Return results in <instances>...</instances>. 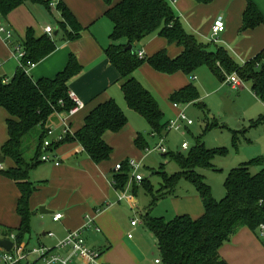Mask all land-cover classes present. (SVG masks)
Wrapping results in <instances>:
<instances>
[{"label": "trees", "instance_id": "trees-1", "mask_svg": "<svg viewBox=\"0 0 264 264\" xmlns=\"http://www.w3.org/2000/svg\"><path fill=\"white\" fill-rule=\"evenodd\" d=\"M103 1L108 6L105 14L112 23L110 44L104 54L120 76V87L127 106L147 122L152 133L160 134L165 130L166 123L157 101L132 75L144 63L160 73L182 72L187 76L193 75L203 65L210 67L215 74H220L219 64L226 71L235 72L242 81L249 83L251 91L264 100V50L243 65H238L223 47L217 46L215 51H210L207 45L188 33L167 0H117L115 3L114 0ZM195 1L209 4L212 0ZM26 2L39 3L50 8L49 0H0V18H6L11 11ZM55 9L59 14L57 28L61 38L77 39L82 26L73 13L62 0L57 1ZM260 25H264V17L248 1L242 14L240 31ZM154 32L168 43L179 45L181 52L172 58L161 49L149 57L139 58L136 44ZM128 45L132 46V50H124ZM56 46L57 40L53 34L36 36L32 28H27L18 44L24 53L21 63L35 64L51 54ZM80 69L81 65L71 53L65 68L51 79L33 80L21 67L6 82L0 76V108L7 114L5 123L8 136L0 148V155L14 164L13 167L0 170V173L12 179L20 191L16 204L19 226L14 229L0 227V235L13 232L18 242H23L30 233L32 211L29 200L35 186L28 179V170L39 163L43 140L49 131L46 126L49 117L67 113L74 107L75 103L68 95L67 83ZM198 100L199 94L191 82L175 90L169 97L172 103H192L203 109V103ZM127 120L124 111L110 98L90 110L77 131L68 132L61 139L45 146V151H51L53 147L63 143L77 142L94 163L106 161L112 148L103 139L104 133L120 131ZM261 121H251V124L257 125ZM207 129L208 126L205 130ZM28 137L34 139L36 147L33 155L27 159L24 152L30 147L25 143ZM232 139L235 144V133ZM134 144L142 151L148 147L141 134L136 136ZM223 154L224 148L208 149L197 139L190 149L164 153L179 169L170 175L162 171L160 188L154 190L148 183L149 180L143 182L150 202L140 217L156 238L162 264H228L219 255L220 247L241 228L246 227L255 232L264 221L263 159L253 158L231 168L223 182L225 194L216 200L204 176L197 169L213 168L214 157ZM120 163L121 168L115 170L112 179L114 188L123 190L129 180V171L132 170L125 160ZM256 165L261 167L257 172L251 173L250 167ZM179 179H184L193 186L202 202L203 213L197 218L181 214L169 220L152 216L151 208L158 200L174 193ZM142 181L143 179L140 182Z\"/></svg>", "mask_w": 264, "mask_h": 264}, {"label": "crops", "instance_id": "crops-1", "mask_svg": "<svg viewBox=\"0 0 264 264\" xmlns=\"http://www.w3.org/2000/svg\"><path fill=\"white\" fill-rule=\"evenodd\" d=\"M62 1L82 26L80 36L72 40L59 39L60 33L57 28L59 14L56 9L26 2L1 19L6 29H11L13 33L10 41L0 33V76L10 79L20 68L15 48L23 39L27 28H32L36 36H41L45 34V26L53 25L52 34L56 36V49L30 67L28 74L33 80L51 79L65 68L69 54H74L81 69L68 81V91L83 103V107L72 114L50 116L46 126L47 129H51V133L45 136L43 142L48 141L43 145L48 146L57 141L64 125L70 133L77 131L83 125L89 111L110 98L120 106L128 120L120 131L104 133L103 139L112 148L111 155L106 161L94 163L77 142L63 143L56 148L53 147L51 151L42 152L41 156L48 155L59 163L41 161L40 158L39 163L28 170V179L35 186L29 200L32 211L29 235L35 238L38 245H44L65 255V251L56 249L57 243L68 231L81 228L89 216L92 217V226L83 232V236L86 245L99 252L101 264H154V259L160 257L155 236L146 226L139 231L138 223L131 225L133 218H130L129 225L126 218L122 219L125 206L120 201L125 198V194L119 196V190L113 186L115 164L126 161L129 157L135 160L144 159L134 144V139L143 131L145 125L141 119H136L137 113L127 106L120 87V76L104 54L110 39L109 36L106 37V31L102 27L107 31L112 29V23L105 14L108 6L103 0ZM248 1L252 2L264 17V0H212L209 4H201L195 0H167L188 33L194 35L200 43L207 45L210 51H215L217 45L223 47L238 65H243L264 50V25L240 31L242 14ZM115 2L117 0H114ZM31 8L36 15L32 14ZM48 10L49 13L56 12L58 17L54 15L50 18V15H44L43 12ZM218 17L222 18L224 29L216 35L218 40L214 43L211 39L212 26ZM135 48L137 52L142 51L143 57H149L164 49L172 58L182 49L176 43H168L157 32L139 41ZM132 75L152 94L163 116L164 112H168L170 95L191 82L189 76L182 72L164 74L155 71L146 63L138 67ZM241 88L243 87L239 89ZM249 90L253 97L258 99L251 88ZM230 102L232 106L233 101ZM170 106L183 112L179 105L174 106L171 103ZM6 118V112L0 108V148L8 138ZM35 145L32 143L28 150L34 149ZM153 151L155 150L148 153ZM161 154L164 156V153ZM2 165L4 169L14 166L12 161L5 157ZM128 182L136 183L132 176ZM19 197L20 191L16 183L0 173V227L14 229L19 226L20 218L16 213ZM160 200H164L163 203L169 202L170 215L186 214L191 218H197L203 213L202 202L194 188L183 194L174 192ZM129 201L131 202V198ZM155 205L150 210L151 215L164 217L152 214ZM40 206H44L48 212L40 213ZM129 206L132 207V203ZM145 206L138 213L143 225L145 224L140 216L148 205ZM54 213H62V217L54 221ZM248 230L243 227L231 237L232 239L230 238L233 240L231 250L227 247L230 243L226 245L224 243L220 247L219 255L228 264H241L247 258L245 256L247 253L258 252L259 247ZM130 231L135 232L136 238L129 233ZM48 232H52L53 236H49ZM29 241L30 238L26 241L27 245H30ZM71 264L84 263L74 258Z\"/></svg>", "mask_w": 264, "mask_h": 264}, {"label": "rangeland", "instance_id": "rangeland-1", "mask_svg": "<svg viewBox=\"0 0 264 264\" xmlns=\"http://www.w3.org/2000/svg\"><path fill=\"white\" fill-rule=\"evenodd\" d=\"M28 5L31 7L30 4ZM31 10L33 11L32 14L36 15L33 8H31ZM48 13L49 10L48 12H43L44 15H50V18L54 17V15L55 17L57 16L56 12ZM1 19L3 18H0V22ZM51 26L53 27V25ZM102 28L106 31V37L108 38L112 29L107 31L104 27ZM60 35L61 34L58 35L59 39L61 38ZM217 65L219 66L218 69L220 74H215L210 67L203 65L196 69L193 75H189V80L196 87L199 94L198 101L203 103V109H200L197 105L192 103H178L186 120H191L190 125H187L185 123L186 120H183L178 122L180 124L179 128H168L169 122L171 120H177L179 117V111L170 106L172 103L170 101L169 104L167 103L169 106L168 112H164L163 116L166 128L160 134L152 133L148 124L140 115L135 114V117L136 119H141L145 125L143 131L139 134L143 136L150 149H154L159 144H163L169 153L182 152L184 151L181 149L182 143H187L188 149H190L195 145L197 139L208 149L224 148L225 154L216 156L212 160L213 168L197 169L198 172L204 176L205 182L210 186L212 196L216 200H219L225 194L223 182L231 168L237 167L243 162L253 158L263 159L262 165H264V100L259 98H256V100L250 93L249 83L242 80L243 88L238 91L233 89L231 85L227 83V78L235 72L226 71L223 66ZM225 97L233 101L231 113L229 110L224 109ZM258 119L262 120L259 124H251V121H256ZM207 126L208 129L205 130ZM234 133L237 137L235 144L232 139ZM47 141L48 140L43 143L46 145ZM25 143L31 146V144L34 143V139L31 140V138L28 137ZM139 150L144 156V159H136L139 163V168L136 173L129 171V180L132 175L140 174L143 177V181L132 184L127 182L123 190L118 191V195L123 196L125 194V198H122L120 201L125 206L122 219L125 220L126 218L129 225L130 218H133V220L137 221V227L140 231V229L145 228V225L140 222L138 213L143 210L146 204L149 205L148 203L150 202V197L145 191L143 182L149 180L148 183L156 190L160 188L162 171L170 175L175 173L179 168L169 156H163L158 151L148 153L141 149ZM33 152V148L31 150H25L24 157L27 159L30 158ZM41 152H45L44 145L41 147ZM257 167H261V165L250 167V172H257V170H259ZM192 187L193 186L188 181L179 179L175 185L174 192L177 194L187 193L190 188L193 189ZM129 198H131V202ZM134 200L136 201L134 202ZM162 201L164 200H160L156 203L152 210V214L163 215L166 220L172 219L174 215L168 214L171 210L169 202L163 203ZM128 203H132V207H130ZM129 233L136 238L134 231H130ZM249 233L256 241L259 250L255 253H247L245 255L247 258H245L241 264H264V247L257 238L256 231H249ZM29 238L31 241H29L30 245L28 246L30 248L37 247L38 244L32 235L27 234L25 236V243ZM231 239L224 244L230 243L227 244L230 250L233 247V240Z\"/></svg>", "mask_w": 264, "mask_h": 264}, {"label": "built area", "instance_id": "built-area-1", "mask_svg": "<svg viewBox=\"0 0 264 264\" xmlns=\"http://www.w3.org/2000/svg\"><path fill=\"white\" fill-rule=\"evenodd\" d=\"M50 1V8L56 7L57 0H49ZM174 1V0H173ZM224 29V22L221 17H218L215 19L213 26H212V41L215 43L217 42L216 35L219 32H222ZM45 34L52 35L53 28L52 26H45L44 27ZM0 33H3L6 37L7 41H10L12 38V33L10 30L6 29L5 25L0 22ZM16 55L18 59L20 60V67L23 68L26 72H28V69L34 65V63L27 62L26 65H23L21 63V57L23 56V51L20 49V47L15 48ZM138 57H143L142 51H138ZM8 79H4V82H6ZM227 83L231 85V87L235 90H238L242 86L241 79L236 75V73L230 75L227 78ZM69 97L72 99V101L75 103L74 107L67 113H60V114H72L76 110L83 107V103L79 101V99L74 96L73 93H68ZM174 106L178 105L177 103H173ZM186 120V117L183 112H179V117L177 120H171L169 122L168 128H179L180 124L179 121ZM185 123L187 125L191 124V120H186ZM68 128L66 125H64L63 130L58 137V139H61L63 135L68 133ZM48 133H51V129H49ZM70 133V132H69ZM188 148L187 143L181 144V149L186 150ZM159 151L161 153H166L168 150L163 146V144H159L154 149H150L149 147H146L144 151ZM41 161H53L55 164H58L59 162L56 161L54 158H51L48 155H42ZM128 166L131 168L133 173H136L139 168V163L137 160L133 158H129L126 160ZM121 168V163H117L114 166V170H119ZM3 169L2 163H0V170ZM132 179H134L136 182H140L143 177L140 174L132 175ZM62 217V213H54L53 220L57 221ZM87 221L85 224L75 230H70L66 234L64 238H62L57 243V250H63L65 251V255H62L56 251H53L52 249L47 248L44 245H38L37 247L30 248L24 241L18 242L16 239V235L13 232H10L7 235H0V239H9L12 242V246L9 250H6L2 247H0V264H71L74 260V258L83 261L84 264H101L99 262V252L93 249H90L85 242L83 232L90 228L92 226V217H87ZM137 224L136 220H131V225ZM49 236H53L52 232L47 233ZM256 235L257 238L260 240L262 245L264 246V221L261 222L257 229H256ZM131 237V235H129ZM154 264H162L161 258L156 257L154 259Z\"/></svg>", "mask_w": 264, "mask_h": 264}, {"label": "water", "instance_id": "water-1", "mask_svg": "<svg viewBox=\"0 0 264 264\" xmlns=\"http://www.w3.org/2000/svg\"><path fill=\"white\" fill-rule=\"evenodd\" d=\"M57 32H55L56 35ZM124 50H132V46L128 45L124 48ZM224 109L225 110H229L231 112V102L230 100L225 97V102H224ZM4 162V157L2 155H0V163ZM39 212L40 213H47L48 211H46L44 206H40L39 207ZM12 246V242L9 239H0V247L9 250Z\"/></svg>", "mask_w": 264, "mask_h": 264}]
</instances>
